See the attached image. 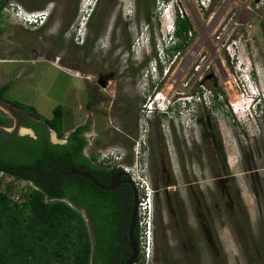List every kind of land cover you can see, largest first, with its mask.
<instances>
[{
	"label": "rangeland",
	"instance_id": "374dc122",
	"mask_svg": "<svg viewBox=\"0 0 264 264\" xmlns=\"http://www.w3.org/2000/svg\"><path fill=\"white\" fill-rule=\"evenodd\" d=\"M9 11L0 21L4 98L44 119L61 106L64 135L90 117L86 153L97 162L119 153L115 163L131 170L150 163L156 227L136 264H264V0H99L77 44L66 22L40 31ZM175 15L191 33L171 55ZM93 86L95 113L84 107ZM0 115L10 121L0 131L31 135L25 112L1 102ZM9 186L11 195L29 190L0 173V192Z\"/></svg>",
	"mask_w": 264,
	"mask_h": 264
},
{
	"label": "trees",
	"instance_id": "16d2710c",
	"mask_svg": "<svg viewBox=\"0 0 264 264\" xmlns=\"http://www.w3.org/2000/svg\"><path fill=\"white\" fill-rule=\"evenodd\" d=\"M174 26L173 42L166 49L171 55L182 51L191 33L186 18L176 17ZM8 87L7 84L0 87V103L6 102L34 118L35 121L24 125L31 127L37 137L32 139L0 131V173L29 186L26 193H21L19 203L11 200L10 186L0 192V264H110V258H114L111 245L104 244L95 258L90 256L89 233L75 210L77 203L87 209L91 195L99 192L86 179L81 178L84 184L80 186V176L69 169L77 170L80 165H86L90 171L97 168L81 155L87 142L80 133L86 126L71 132L65 145L52 144L49 130L58 138L64 136L63 108L56 106L52 117L44 119L33 107L6 100L3 93ZM215 97L211 96L212 106L216 103ZM161 117L166 115L161 114ZM9 123V119L0 115V127ZM77 159L87 163H76ZM91 159L96 161L93 155ZM127 235L126 232V238ZM102 236L107 243L113 239L109 231H103ZM134 237L138 249L136 264L140 251L137 232ZM125 261L126 257L119 260V264Z\"/></svg>",
	"mask_w": 264,
	"mask_h": 264
},
{
	"label": "flooded vegetation",
	"instance_id": "af4514ba",
	"mask_svg": "<svg viewBox=\"0 0 264 264\" xmlns=\"http://www.w3.org/2000/svg\"><path fill=\"white\" fill-rule=\"evenodd\" d=\"M23 1L24 0H0V7H1L0 21L2 22V18H4L2 15L3 11L4 10L8 11L9 8L11 9V11H9L11 14H14L15 16L18 15L19 13L17 12V10H20L23 7L21 6V3ZM35 1L38 2L33 6H29L28 9L24 8V10L27 13L38 12L41 15V17L45 18V22L42 25V27L36 29L42 31L48 28V25L54 24L58 19L59 22L67 23V27H66L67 30L64 32V35H69L70 30L73 29V36H74L73 40L75 41L76 44L78 42V36H77V33L79 31L78 24H80L83 19H87V23L92 20V18L94 17V13L96 11V7L99 2V0H97L93 9H90L89 14L86 15L88 9L84 5V0H35ZM49 29H51V27ZM76 48L80 49V47L77 46ZM101 85H104V83L101 82ZM95 86H93L94 88L93 92L90 93L91 99L87 98V101L84 105L86 110L91 109L93 110L94 113L95 111L93 108H95V106H97V104L100 103V101L98 100L100 95L96 96L97 94L95 93ZM101 89L104 88L101 87ZM152 104L153 101L150 103V105ZM85 118L86 119L88 118L87 121L82 125L76 126L71 132H73L76 128L80 126H86V128L83 129L80 133L81 138H83V140L87 142V146L81 152V155H83V157H85L89 161V163H93L97 168L93 171H90L87 170L86 165H82V166L80 165V167H77L78 168L77 170L73 169L72 167H69V169L70 172L73 173L74 175H78L74 172L86 174L87 176L91 177L98 186L108 190L100 189L98 186H96L94 183L88 180L85 176L78 175L80 176V179L81 178L86 179L89 185L91 187L94 186L96 189L99 190V192H94L91 195V198L87 204L88 210L83 208L80 203L76 204L77 207H75V210L77 214L81 216L89 233V239L91 245L90 256L92 258H95L98 254V249L102 247L104 244L107 246L111 245L113 246L114 258L113 257L110 258V264H119V260H122L125 257L127 260V258L130 255L128 235L126 238L125 234L126 232L128 233L134 204H136V223H135V228L133 230L134 241H135V237H134L135 232L138 233L137 207H138L141 191L136 186L135 182L127 172L123 171L118 166L115 167L114 164L115 162L109 160L105 162L93 161L91 159L92 155L86 153V149L89 146H91V144L89 143V139L92 137L91 136L92 133H91L90 124H88L90 117H85ZM24 123H22L21 126L24 127L25 131L28 130L29 132H31V135H19L17 131H13V132L16 134V136H27L29 138L36 139L37 136L35 131L31 127H26ZM48 132L49 134L52 132L57 140H61L60 143L58 142L54 143L51 141V138L49 136L50 142L52 144H58V145H65L68 142L69 135L71 134V132H69L67 135H64L62 138H58L56 133H54V131L49 130ZM145 151L146 148H145V144L143 143V146H141L140 156H142V154H145ZM67 161H69L70 163L69 159H67ZM76 163H87V162L79 159L78 161H76ZM141 164H142L141 171H144L145 173H142L138 176L139 180H143V182L146 183L147 187L150 189L152 193V198H153L152 225H153V234H154V230L156 227V218H155L156 214L154 208L156 188L154 185L153 173L151 172L150 163H141ZM135 169L136 171H139L140 167L138 166V168L136 167ZM65 174L67 173H64V175ZM82 179L79 182L80 186H83L84 184V180ZM103 231L111 232V236L113 237V239L109 241V243H107V240L105 241L102 238Z\"/></svg>",
	"mask_w": 264,
	"mask_h": 264
},
{
	"label": "built area",
	"instance_id": "2783aa9c",
	"mask_svg": "<svg viewBox=\"0 0 264 264\" xmlns=\"http://www.w3.org/2000/svg\"><path fill=\"white\" fill-rule=\"evenodd\" d=\"M28 15L24 16L21 15L19 12L16 17H18L20 20H23V22H26L27 24L33 23L36 21V13H27ZM150 112V109H149ZM111 154V153H110ZM110 154L104 155V159L102 158V162H105L107 160L115 162L120 159V156H116L113 159H110ZM115 160V161H114ZM116 164L119 168H121L123 171L127 172L133 181L135 182L136 186L139 188L141 191L140 197H139V202H138V207H137V227H138V240H139V247L141 248H146L147 253H149V248L151 246L152 242V229H153V198H152V193L150 189L147 187L146 183L143 181L139 182V175L136 170H131L129 167L126 165H120L119 163H114ZM23 194V193H22ZM21 195V193L19 194ZM19 195H11V200L14 202H21L22 199L20 200ZM22 198V197H21Z\"/></svg>",
	"mask_w": 264,
	"mask_h": 264
},
{
	"label": "clouds",
	"instance_id": "9594fccd",
	"mask_svg": "<svg viewBox=\"0 0 264 264\" xmlns=\"http://www.w3.org/2000/svg\"><path fill=\"white\" fill-rule=\"evenodd\" d=\"M96 1L97 0H86L85 1V6H86V8L88 9V11L86 12V15H88L89 14V12H90V9H93V7H94V5L96 4ZM165 1H162V3H161V7H162V10H165V8L166 7H168L167 6V3H164ZM20 10H23V9H20ZM20 10H17V12L19 13H21V15H24V16H26V15H28L27 14V12H25V11H20ZM33 13H36V21L35 22H33V23H29V24H27L26 22H24L25 24H27V25H29L30 27H34V28H41L42 27V25L44 24V22H45V18H43V17H41V15L38 13V12H33ZM176 15L175 16H173V18L171 17V16H168V31H167V34H168V36H169V41H171L170 42V44L173 42V34H174V24H175V20H176ZM84 20V21H83ZM82 21L83 22H81L80 24H78V29H79V31L82 29V25H83V23L85 22V24H87V19H83ZM22 22H23V20H21ZM82 24V25H81ZM79 31H78V33H77V36H78V42H79V40H81V42H83V39L85 40L86 39V29H83V35H82V37L80 36V34H79ZM146 32V29H144V31L143 32H141V35H140V38H141V36L144 34ZM81 37V38H80ZM80 38V39H79ZM145 41V45L146 44H149L148 43V40H147V37H144V40H143V42ZM150 113H152L153 112V109L151 108V105H150ZM157 110H158V106H157ZM168 109H166V111H167ZM154 111H155V109H154ZM162 114H164V115H167V112H163ZM138 146H139V148H138V151H137V154L141 151V146H143V143L142 144H138ZM119 153H115V154H110V159H113L114 157H116V156H119L118 155ZM115 161V160H114ZM115 162H118V161H115ZM137 166H139L140 167V170L139 171H137L138 172V175H140V174H142V173H145L144 171H141V167H142V164L141 163H137ZM136 166V167H137ZM140 181H143V180H139V182ZM152 235H153V229H152Z\"/></svg>",
	"mask_w": 264,
	"mask_h": 264
},
{
	"label": "water",
	"instance_id": "95a60500",
	"mask_svg": "<svg viewBox=\"0 0 264 264\" xmlns=\"http://www.w3.org/2000/svg\"><path fill=\"white\" fill-rule=\"evenodd\" d=\"M74 173H76L78 175L85 176L88 180H90L92 183H94L96 186H98L96 184V182L91 177L87 176L86 174H81V173H77V172H74ZM98 187L100 189H103V190H108V189H104L100 186H98ZM135 223H136V204H134V207L132 210V217H131L130 225H129V229H128V240H129V246H130V255L124 264H135V260H136V257L138 255L137 245H136V242L134 241V238H133V230L135 228Z\"/></svg>",
	"mask_w": 264,
	"mask_h": 264
},
{
	"label": "bare ground",
	"instance_id": "6f19581e",
	"mask_svg": "<svg viewBox=\"0 0 264 264\" xmlns=\"http://www.w3.org/2000/svg\"><path fill=\"white\" fill-rule=\"evenodd\" d=\"M153 104H154V101H153ZM156 108H157V107H156ZM156 108H155V109H156Z\"/></svg>",
	"mask_w": 264,
	"mask_h": 264
}]
</instances>
